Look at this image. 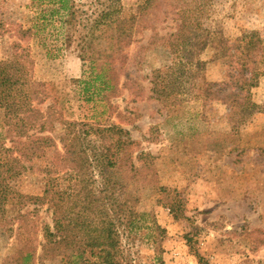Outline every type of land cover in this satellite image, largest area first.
Here are the masks:
<instances>
[{"label": "rangeland", "instance_id": "rangeland-1", "mask_svg": "<svg viewBox=\"0 0 264 264\" xmlns=\"http://www.w3.org/2000/svg\"><path fill=\"white\" fill-rule=\"evenodd\" d=\"M55 1L0 0V62L13 59L15 46L26 49L34 63V79L56 89L60 98L56 108L65 120L117 125L138 143L135 156L144 152L154 157L151 169L136 180L124 179L117 191L119 198L130 194L137 198L135 208L144 216L130 244L135 264H200V257L208 264H264V59L263 75L251 91L261 112L235 129L227 103H205L191 98L194 93L172 109L155 100L153 72L173 61L165 47L146 49L150 31L125 51L129 62L115 88L103 90L96 81L95 65L83 62L74 47L66 48L64 12ZM145 1L122 0V16L131 17ZM202 22L217 34L214 45L223 40L234 43L257 32L264 54V0H206ZM174 26L169 21L157 32H173ZM215 54L210 47L200 59L206 62V79L219 83L239 66L235 58L217 59ZM51 104L48 100L39 108L45 111ZM51 128L48 135L57 139L60 148L62 125ZM0 131L3 136L1 127ZM53 157L51 150L34 161L10 182L11 188L41 195ZM64 181L63 189L68 186ZM5 208L0 215L4 219L0 264L27 246L25 223L29 228L37 224L32 229L37 241L42 240L41 228L52 225L47 205ZM19 213L23 220L17 218Z\"/></svg>", "mask_w": 264, "mask_h": 264}, {"label": "trees", "instance_id": "trees-1", "mask_svg": "<svg viewBox=\"0 0 264 264\" xmlns=\"http://www.w3.org/2000/svg\"><path fill=\"white\" fill-rule=\"evenodd\" d=\"M65 30L67 49L95 65L96 81L103 90H113L129 62L125 51L150 31L146 49L165 47L173 63L153 72L152 94L172 109L186 97L205 103L224 102L230 107L233 128L246 124L261 107L251 97L263 72L260 68L263 41L257 32L246 33L234 43L217 41V34L202 22L206 0H146L129 18L122 16V0H56ZM172 21L174 31L157 32ZM214 47L215 58H235L239 70L223 82L206 79V62L200 57ZM12 60L0 62V215L7 204L47 205L52 225H27L28 244L5 264H135L131 241L144 216L135 208L137 198L117 196L120 183L136 180L151 169L154 157L141 152L129 131L117 126L67 121L56 108V89L33 77L34 63L26 49L15 46ZM259 59V60H258ZM126 77L129 74H125ZM102 89V88H101ZM86 93L87 90H86ZM52 104L43 111L39 106ZM62 125L57 139L48 135L53 124ZM9 143L10 145L8 146ZM54 152L51 168L45 170L41 195L22 194L11 188L36 160ZM137 162L143 164L137 167ZM68 181L66 188L61 182ZM66 182V181H64ZM17 218L24 219L18 214ZM0 226L4 219L0 218ZM36 232V233H35ZM126 241V243H125ZM125 243V247L123 246ZM200 264H208L200 257Z\"/></svg>", "mask_w": 264, "mask_h": 264}]
</instances>
